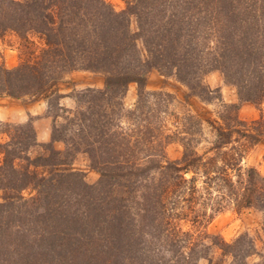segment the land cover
Instances as JSON below:
<instances>
[{
  "label": "trees",
  "instance_id": "trees-1",
  "mask_svg": "<svg viewBox=\"0 0 264 264\" xmlns=\"http://www.w3.org/2000/svg\"><path fill=\"white\" fill-rule=\"evenodd\" d=\"M155 1L156 8L152 0L128 1L125 11L115 12L102 0H0V34L14 32L27 53L14 69L0 67V94L43 91L75 68L105 75L104 89H87L83 110L73 111L52 131V139L93 148L90 158L100 180L85 185V196L62 199L63 191L52 184H61L63 171L56 172L55 165L67 164L66 156L50 148L46 156L30 157L37 143L32 128L20 125L0 143V264H53L73 222L81 233L70 264H126L133 248L141 264H200L208 259V222L229 208L257 209L264 236V177L242 162L264 137V0ZM89 15L94 16L91 27ZM132 15L136 33L129 28ZM152 29L158 40L149 46L146 30ZM31 31L40 34V42L29 40ZM138 42L148 46L146 57L135 49ZM152 67L179 78L189 75L190 81L218 70L236 87L239 100L253 103L259 115L244 122L237 104L221 103L217 119L222 127H213L205 151L194 150L195 138L180 137L182 154L169 161L152 136L155 120L149 116L159 106L158 93L144 90ZM130 82L139 85L132 110L121 102ZM123 118L131 121L128 128ZM31 166L49 170L39 173ZM28 185L36 189L30 199L20 194ZM114 186L123 196H115ZM41 214L53 227L47 233L35 224ZM56 223H63V232ZM211 245L230 257L228 264H264V254L246 233L231 242L213 239Z\"/></svg>",
  "mask_w": 264,
  "mask_h": 264
},
{
  "label": "rangeland",
  "instance_id": "rangeland-1",
  "mask_svg": "<svg viewBox=\"0 0 264 264\" xmlns=\"http://www.w3.org/2000/svg\"><path fill=\"white\" fill-rule=\"evenodd\" d=\"M128 1L134 3L136 0H102L115 12L125 11ZM151 3L156 8L158 2L152 0ZM93 17L89 15L91 19L87 21L88 26L94 22ZM129 19L130 31L136 33V18L132 15ZM83 27L80 28L82 29ZM146 33L145 38L147 42H150L149 46H151L153 42L158 40V33L154 29L150 32L146 30ZM28 36L29 40H34L35 43L40 42L41 36L39 33L31 31ZM99 36H102V34L98 35V39H100ZM92 40H94V37ZM20 41L23 42L14 32L9 30L0 34L1 68L12 70L20 64L21 60H25L27 53L22 51V46L19 44ZM144 46L138 42L135 49L141 51L146 57L148 46L146 44ZM179 60L183 61L182 59ZM189 63L190 61L188 60L187 64ZM104 86L105 75L102 72L75 68L67 72L64 71L61 79L49 88H44L43 91L27 92L18 97L0 94V143L8 142L10 134L19 132L18 127L23 125L26 129H33L37 142L29 149L28 154L30 157L46 156L50 153V148L58 151V155L62 158L66 156L67 164L55 165L56 172L63 171L61 184H52L58 185L56 186L58 189L61 188L63 191L62 199L66 202H72L80 195L81 197L82 195L85 196V185H96L100 180V174L93 167L94 162L90 158L93 152L92 147L90 150V147L84 142L75 143L72 146L70 142L66 144L62 140L52 139V131L55 129L59 130L63 124H66L67 118L73 117V111L82 109V95L87 89L103 90ZM138 90L139 85L136 82L128 83L121 101L125 109L132 110L136 106ZM144 90L158 93L159 106L157 110L153 108V117L149 116L155 120L151 123L152 136H156V139L163 147L164 158L169 161L179 159L182 154L183 145L179 142L180 137L195 138L196 142L192 143L194 150L198 154H202L205 151L209 145V140L212 139L213 127H222L221 122L217 119V112L220 111L221 103L237 104L239 106L238 117L244 122L256 119L259 115V110L253 103L239 100L236 87L227 83L218 70L205 72L201 74V77L190 81L189 75L179 78L174 72L166 73L158 70L157 67H152L146 73ZM96 95L98 96V93ZM150 100H152L151 97ZM39 105L42 108L41 113H38ZM150 106H152V103ZM188 115H190L189 118L187 117ZM122 120L125 127L128 128L131 125V121L126 118ZM197 127H200V131H197ZM72 129H77V126L75 125ZM186 131L190 132L189 135ZM69 133L71 136L74 135L72 131ZM27 135H29V139L30 133L28 132ZM260 138V140L252 144L242 162L245 166L255 167L260 175L264 177V137ZM31 168L33 169L34 167L31 166ZM34 169L35 172L43 173L44 170H49V167L39 166ZM112 189L115 196L122 194L119 186H114ZM104 191H106L104 196H107L109 189ZM75 192L78 193L77 196ZM20 194L23 198L30 199L36 195V189L28 185ZM3 195L4 192L0 190V202L4 201ZM67 216L65 215V217ZM42 219H44L43 223L41 222ZM260 219L261 214L255 208H246L240 211L229 208L215 214L206 226L208 237H206L205 243L210 245L208 259H201L200 264H228L230 257L224 256L220 248L211 245L212 240L231 242L245 233L255 240L258 251L264 254V236L260 230ZM39 221L35 224L40 231L47 233L52 230L53 227H48L51 222L43 214H41ZM67 222L65 224H68ZM68 225L69 229L66 230V239L61 243L60 247H57L61 249V253L59 257L56 255L51 260L53 264H70L68 257L75 253L71 251L74 247V242H76L75 238L80 237L81 231L76 230V227H74L76 225L75 222ZM54 227L60 229L59 233L63 232V223H56ZM133 250L134 248L130 251V258L126 264H141L133 258ZM139 250L140 252L145 251L142 248ZM257 259L258 257H254V260ZM32 264L50 263L36 260Z\"/></svg>",
  "mask_w": 264,
  "mask_h": 264
},
{
  "label": "crops",
  "instance_id": "crops-1",
  "mask_svg": "<svg viewBox=\"0 0 264 264\" xmlns=\"http://www.w3.org/2000/svg\"><path fill=\"white\" fill-rule=\"evenodd\" d=\"M38 108H39L38 113H41V111H42L41 106L39 105Z\"/></svg>",
  "mask_w": 264,
  "mask_h": 264
}]
</instances>
